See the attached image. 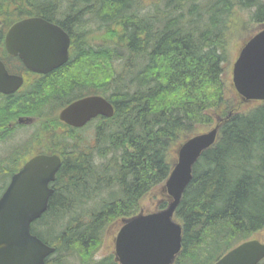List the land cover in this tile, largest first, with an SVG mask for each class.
I'll return each mask as SVG.
<instances>
[{"label":"trees","instance_id":"obj_1","mask_svg":"<svg viewBox=\"0 0 264 264\" xmlns=\"http://www.w3.org/2000/svg\"><path fill=\"white\" fill-rule=\"evenodd\" d=\"M236 6L253 8L264 24V0L149 8L142 0H0V47L4 27L34 15L74 40L66 64L0 103V133L19 115L36 116L46 133L39 151L62 159L48 209L32 225L56 249L45 264H116L113 254L96 258L108 224L138 212L169 176V151L217 116L218 140L194 165L176 209L182 247L174 264H214L264 228V101L242 102L223 78ZM89 94L106 97L114 116L60 135L58 109ZM91 127L93 142L84 134ZM36 137L0 160V194Z\"/></svg>","mask_w":264,"mask_h":264},{"label":"water","instance_id":"obj_2","mask_svg":"<svg viewBox=\"0 0 264 264\" xmlns=\"http://www.w3.org/2000/svg\"><path fill=\"white\" fill-rule=\"evenodd\" d=\"M10 54L17 55L31 71L48 74L65 64L70 37L59 25L43 17L14 23L5 36ZM22 76L10 75L0 60V91L13 93ZM233 85L244 100H264V28L241 48L233 67ZM114 106L101 95L87 96L68 104L60 119L82 127L98 115L112 117ZM219 125L186 140L165 185L171 196L166 208L139 213L122 220L115 239V260L120 264H173L182 245V226L174 219L195 162L217 138ZM61 166L58 155L39 154L13 174L0 197V264H45L55 248L32 234L31 223L48 208L54 192L50 183ZM264 258V243L245 241L214 264H257Z\"/></svg>","mask_w":264,"mask_h":264},{"label":"rangeland","instance_id":"obj_3","mask_svg":"<svg viewBox=\"0 0 264 264\" xmlns=\"http://www.w3.org/2000/svg\"><path fill=\"white\" fill-rule=\"evenodd\" d=\"M145 6L153 7L158 5L159 7H163L165 5L166 0H142ZM237 9L234 10L233 13L230 14V19L228 20V24L230 26L227 37L225 40L226 44V57L227 60L224 63V73L223 78L228 86H232V69L233 64L236 60L238 50L240 46L256 31L258 24L253 20V8H242L236 6ZM99 34V33H97ZM86 134V141L93 142L94 140V130L93 127L84 131ZM3 144L1 146V153H4ZM1 156V155H0ZM177 154L174 150L169 151V161L171 163L177 161ZM8 176L4 177L3 183L7 182ZM159 186L155 187V189L144 196L141 200V208L144 210L154 209V203L158 199L160 188ZM120 219L114 221L113 223L107 226L104 240L101 249L98 252V257L106 256L114 252V238L120 228ZM258 239L264 240V229L262 232H258L255 235Z\"/></svg>","mask_w":264,"mask_h":264},{"label":"flooded vegetation","instance_id":"obj_4","mask_svg":"<svg viewBox=\"0 0 264 264\" xmlns=\"http://www.w3.org/2000/svg\"><path fill=\"white\" fill-rule=\"evenodd\" d=\"M4 28L5 30H3L4 32L3 42H2L3 44H5L4 43L5 33L8 29L7 26ZM0 48H5V46L2 45V47ZM0 59L4 62V65L10 74L22 75L24 78V81L21 87L16 92L11 93V94H5V93L0 92V103L3 102L10 95H13L19 91L24 90L28 85L33 84L35 81H37L39 78L43 76L42 74L30 72L24 66V64L22 63L20 59L11 56L8 53L3 52V55H0ZM37 122H39L38 118L33 115H19L14 120H10L7 123V125H5V128H2V132L0 133L1 135L0 145L12 144L16 146L17 149L24 150V146L30 142L32 137H36L37 135L36 138H38V142L34 138V141L32 144V146L35 147V151L29 148L28 154L32 152L34 153L39 152V143L45 142L46 133L43 127L39 130L35 128V126H37ZM65 130H71V128L63 123V126L61 127L60 131H65ZM32 133H34V135H32Z\"/></svg>","mask_w":264,"mask_h":264}]
</instances>
